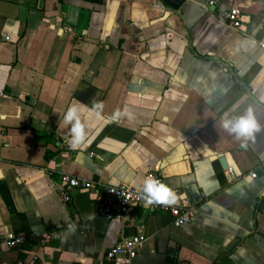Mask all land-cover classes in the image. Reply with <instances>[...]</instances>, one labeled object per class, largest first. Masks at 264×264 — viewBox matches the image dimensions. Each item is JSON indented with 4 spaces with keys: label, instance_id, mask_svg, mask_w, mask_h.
Wrapping results in <instances>:
<instances>
[{
    "label": "crops",
    "instance_id": "crops-1",
    "mask_svg": "<svg viewBox=\"0 0 264 264\" xmlns=\"http://www.w3.org/2000/svg\"><path fill=\"white\" fill-rule=\"evenodd\" d=\"M235 7L241 28L225 20ZM261 42L264 0H0V244L26 237L0 262L106 264L143 233L132 264H264ZM75 101L99 107L73 149ZM250 110L251 137L224 127ZM150 171L195 208L191 223L146 207L101 215L103 185ZM62 173L99 187L65 201Z\"/></svg>",
    "mask_w": 264,
    "mask_h": 264
},
{
    "label": "built area",
    "instance_id": "built-area-1",
    "mask_svg": "<svg viewBox=\"0 0 264 264\" xmlns=\"http://www.w3.org/2000/svg\"><path fill=\"white\" fill-rule=\"evenodd\" d=\"M214 3L213 1L211 2ZM225 20L228 26L241 28L243 21L241 19V10L238 7L232 8L225 13ZM260 47L264 50V42L260 43ZM227 176L231 179L234 176V169L226 170ZM250 176L257 177L256 171L250 173ZM156 179L162 184L172 189L164 180V178L155 171L146 174L145 179ZM99 185L93 181L78 178L68 173H62L57 184L59 193L65 201H70L71 192L75 190H91L97 189ZM144 182L140 186H131L126 184H106L101 187L100 200L103 208L101 215L110 219H117L120 215L114 213L113 206L117 205L124 215L131 214L138 207H145V194L143 192ZM173 190V189H172ZM152 211H161L169 214L172 218V224L181 227L191 223L195 214V208L184 204L160 205L152 204L146 207ZM147 236L143 233L127 237L113 245L105 255L106 264H132L133 260L144 247ZM26 242V237L20 233H8L4 236L2 244L5 248H14ZM1 249V248H0ZM0 264H4L0 262ZM11 264H40L38 256H34L29 260L19 259Z\"/></svg>",
    "mask_w": 264,
    "mask_h": 264
},
{
    "label": "clouds",
    "instance_id": "clouds-1",
    "mask_svg": "<svg viewBox=\"0 0 264 264\" xmlns=\"http://www.w3.org/2000/svg\"><path fill=\"white\" fill-rule=\"evenodd\" d=\"M98 107L99 105L95 101L92 102L91 108H88L87 105L79 101H75L69 106L68 111L64 114L63 122L66 125L71 126V138L67 143L73 149L86 142L88 120L90 116L96 114ZM224 127L231 132L237 133V138L251 137L259 128L251 110L246 117H243L236 122L226 120L224 122ZM143 192L145 194V207L152 204L171 206L178 203L180 198L172 189L156 179H146L144 181Z\"/></svg>",
    "mask_w": 264,
    "mask_h": 264
},
{
    "label": "trees",
    "instance_id": "trees-1",
    "mask_svg": "<svg viewBox=\"0 0 264 264\" xmlns=\"http://www.w3.org/2000/svg\"><path fill=\"white\" fill-rule=\"evenodd\" d=\"M191 48L196 54H198V50L194 46L191 45ZM52 155H53V152H48L47 158H50Z\"/></svg>",
    "mask_w": 264,
    "mask_h": 264
},
{
    "label": "water",
    "instance_id": "water-1",
    "mask_svg": "<svg viewBox=\"0 0 264 264\" xmlns=\"http://www.w3.org/2000/svg\"><path fill=\"white\" fill-rule=\"evenodd\" d=\"M221 161H222V163H223L224 165H227L225 159H222Z\"/></svg>",
    "mask_w": 264,
    "mask_h": 264
}]
</instances>
